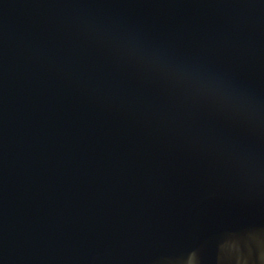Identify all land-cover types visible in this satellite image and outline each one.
Masks as SVG:
<instances>
[{
	"label": "water",
	"instance_id": "obj_1",
	"mask_svg": "<svg viewBox=\"0 0 264 264\" xmlns=\"http://www.w3.org/2000/svg\"><path fill=\"white\" fill-rule=\"evenodd\" d=\"M0 264H264V0H0Z\"/></svg>",
	"mask_w": 264,
	"mask_h": 264
}]
</instances>
